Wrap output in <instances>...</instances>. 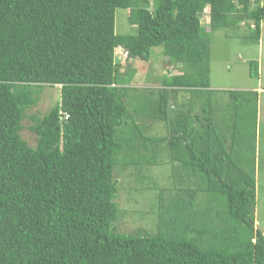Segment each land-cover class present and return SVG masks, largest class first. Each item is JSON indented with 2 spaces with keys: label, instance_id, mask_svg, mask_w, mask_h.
<instances>
[{
  "label": "trees",
  "instance_id": "trees-1",
  "mask_svg": "<svg viewBox=\"0 0 264 264\" xmlns=\"http://www.w3.org/2000/svg\"><path fill=\"white\" fill-rule=\"evenodd\" d=\"M261 1L0 0V264H264L258 93L210 82L211 34L244 23L258 44ZM120 9L132 33L116 31ZM159 47L180 71L129 86L117 51L149 62ZM54 86L60 102L31 116L32 147L23 123ZM158 123L165 135L149 133ZM165 152L174 187L155 231L120 232L115 170L162 165Z\"/></svg>",
  "mask_w": 264,
  "mask_h": 264
},
{
  "label": "rangeland",
  "instance_id": "rangeland-1",
  "mask_svg": "<svg viewBox=\"0 0 264 264\" xmlns=\"http://www.w3.org/2000/svg\"><path fill=\"white\" fill-rule=\"evenodd\" d=\"M264 4V0L261 1ZM127 10H118L116 15V31L132 33L128 22ZM209 8L202 16V25L210 26ZM261 40L257 44L246 39L249 28L244 23L240 28H229L214 31L211 34V89L218 94L225 91H256L258 93L257 143H256V209L255 227L264 233V22L262 23ZM209 30V29H208ZM122 50L117 51L120 65V76L127 77L130 72L136 73L129 86L144 91L160 87L164 75L176 74L180 70L170 65L164 56L163 49L153 48L149 62L130 59ZM126 56V57H125ZM259 64V79L250 76V64ZM130 66V67H129ZM135 70V71H133ZM61 100L60 86L44 87L37 105L27 112L22 137L34 147L37 143L36 134L31 130V116L47 114ZM162 124H154L151 135H165ZM166 146V145H165ZM166 147H163L165 150ZM166 153V152H165ZM163 164L159 166L141 167L138 170H124L118 167L115 178L119 183V196L116 200L122 210V217L117 222L120 232H135L144 228L155 231L158 208V196L163 193L164 203L169 199L174 183L171 178V165L167 153L162 156ZM146 176L144 180L138 177ZM156 186L157 189L154 187Z\"/></svg>",
  "mask_w": 264,
  "mask_h": 264
},
{
  "label": "crops",
  "instance_id": "crops-1",
  "mask_svg": "<svg viewBox=\"0 0 264 264\" xmlns=\"http://www.w3.org/2000/svg\"><path fill=\"white\" fill-rule=\"evenodd\" d=\"M252 91H254V90H252Z\"/></svg>",
  "mask_w": 264,
  "mask_h": 264
}]
</instances>
